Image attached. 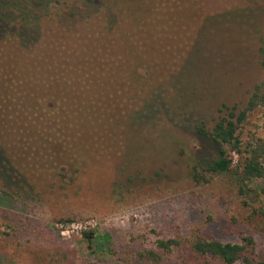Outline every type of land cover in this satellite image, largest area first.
I'll return each instance as SVG.
<instances>
[{"label":"trees","instance_id":"obj_1","mask_svg":"<svg viewBox=\"0 0 264 264\" xmlns=\"http://www.w3.org/2000/svg\"><path fill=\"white\" fill-rule=\"evenodd\" d=\"M167 7L158 0H0V111L15 114L0 117L5 186L24 182L7 148L27 154L37 173L51 169L62 178L79 171L90 145L99 152L97 137L116 153L143 148L166 156L182 144L173 125L209 112L210 126L193 128L207 158L185 157L186 178L199 184L224 175L241 196L264 193L251 186L264 181V138L242 143L237 133L248 112L264 106V3L205 17L189 43L164 42L180 16ZM247 219L264 234L262 208ZM81 235L90 248L95 232ZM182 246L197 264H264L252 237L222 243L198 231L158 240L136 257L160 263Z\"/></svg>","mask_w":264,"mask_h":264},{"label":"rangeland","instance_id":"obj_2","mask_svg":"<svg viewBox=\"0 0 264 264\" xmlns=\"http://www.w3.org/2000/svg\"><path fill=\"white\" fill-rule=\"evenodd\" d=\"M158 2L180 15L164 31V42L181 38L189 43L205 17L252 8L264 0ZM251 68L257 71L254 64ZM194 116L195 122L173 125L182 144L166 156L145 154L143 148L135 154L131 149L116 153L102 147L104 137H97L99 152H92L90 145L79 171H69L62 178L51 169L37 173L27 164V154L7 148L24 182L5 186L0 178V190L6 192L0 193V264H149L137 260L136 251L155 250L158 240L185 239L192 231L222 243L252 237L255 258L260 259L264 234L249 225L247 217L253 208L264 210V193L241 196L224 175H207V183L199 184L186 178L185 157L207 158L206 145L193 128L199 122L210 126L212 115ZM0 117L15 114L0 111ZM147 119L137 123L141 127ZM237 133L242 143L252 137L264 138V106L248 112ZM138 141L139 146L148 144L143 134ZM251 186L262 190L264 181ZM90 230L95 236L88 248L81 232ZM154 264L197 263L182 246Z\"/></svg>","mask_w":264,"mask_h":264}]
</instances>
